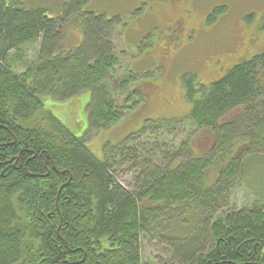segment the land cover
Masks as SVG:
<instances>
[{"label": "trees", "instance_id": "1", "mask_svg": "<svg viewBox=\"0 0 264 264\" xmlns=\"http://www.w3.org/2000/svg\"><path fill=\"white\" fill-rule=\"evenodd\" d=\"M86 5L68 0L51 18L0 0V264H144V237L166 241L168 257L149 264H264V52L209 84L183 76L186 117L147 123L99 161L45 101L86 94L87 131L96 134L142 105L148 82L128 69L117 75L120 20ZM224 12L210 11L208 24ZM261 23L264 31V15ZM36 43L28 61L25 48ZM187 119L212 133L208 155L188 154L191 134L174 148L166 141ZM125 165L136 169L134 191L116 180ZM244 185L249 198L238 208Z\"/></svg>", "mask_w": 264, "mask_h": 264}, {"label": "rangeland", "instance_id": "2", "mask_svg": "<svg viewBox=\"0 0 264 264\" xmlns=\"http://www.w3.org/2000/svg\"><path fill=\"white\" fill-rule=\"evenodd\" d=\"M23 1L28 7L45 9L51 18L59 16L68 2V0ZM205 1L206 3L199 8L196 6L193 8L196 12L197 32L192 35V41H189L178 39L179 34L170 28L169 10L161 14L156 10L153 0H87L85 6L87 10L102 14L106 18L117 17L120 20L112 34L114 51L119 61L116 73L120 75L128 69L138 75L140 81H147L148 83L145 85L142 83L139 89L145 101L142 105L123 113L119 124L96 134L87 131L85 108L89 96L86 94L63 103L46 100L45 108L74 135L86 137V145L99 161L103 160L102 152L105 147L121 144L130 135L139 133L147 123L158 119L186 117L190 105L184 97L181 85L183 76H196L203 84H209L221 78L240 58H249L264 52V31H261L255 43L249 42L247 36L250 27L244 20L249 12H253L250 13L253 18L264 15V0H248L247 3L242 0ZM223 3L227 4L229 9L214 22V26H207L204 21L209 9ZM177 13L178 11L174 10V16ZM65 26L66 28L69 26L66 33L70 38L80 39L78 25L67 23ZM37 48V43L25 48L28 61L35 58ZM233 114L234 112L225 116L224 121L229 120ZM190 134L189 155H208L213 150L215 139L212 133L208 130L195 131L189 119L183 121L170 138L165 139L169 144L172 139L171 144L174 148ZM243 150L244 148L240 149L239 154H242ZM156 154L159 160L157 157L153 160L159 161L158 163L162 165L160 160L162 153L157 151ZM183 161L187 162V157ZM130 167L125 165L119 168L116 180L128 191H134L133 175L136 169ZM216 175L215 171L209 172L212 180ZM248 192L244 185L238 194V208L247 204ZM173 221H169V227ZM166 230L165 226L162 227L164 233ZM164 242L166 241L159 238L158 240L143 238L141 256L144 264L168 257Z\"/></svg>", "mask_w": 264, "mask_h": 264}, {"label": "flooded vegetation", "instance_id": "3", "mask_svg": "<svg viewBox=\"0 0 264 264\" xmlns=\"http://www.w3.org/2000/svg\"><path fill=\"white\" fill-rule=\"evenodd\" d=\"M232 1V0H230ZM242 2H248V0H242ZM153 3L156 6V10H158L161 14H164L165 10H169L170 12V28L173 29L177 34H179L178 39H185L192 41L193 37L192 35L197 32L195 29L196 24V12L193 8L195 6L199 8L203 3L205 4V0H153ZM221 9L224 8L225 11L229 9L227 7V4L223 3L221 5H217L215 7H212L209 9L210 11H213L214 9ZM174 10L178 11V13L174 16ZM210 11L208 13H210ZM253 12H249V15L244 17V20L248 23L247 26H249V34L247 36V40L251 43H255L259 37L260 33L262 31V23L261 18H253V16L250 14ZM222 16H217L216 20H219ZM208 15L205 17V24L207 26H214V23L208 24L207 22ZM243 24V23H242ZM244 25V24H243ZM192 26V27H191ZM246 26V27H247ZM219 60V59H218ZM220 61V60H219Z\"/></svg>", "mask_w": 264, "mask_h": 264}]
</instances>
